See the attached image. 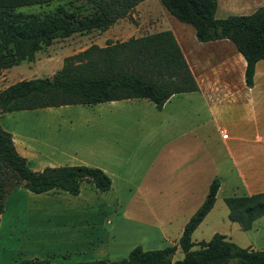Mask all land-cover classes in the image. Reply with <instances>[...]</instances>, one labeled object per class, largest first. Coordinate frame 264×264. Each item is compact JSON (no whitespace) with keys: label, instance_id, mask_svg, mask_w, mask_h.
Returning <instances> with one entry per match:
<instances>
[{"label":"trees","instance_id":"trees-1","mask_svg":"<svg viewBox=\"0 0 264 264\" xmlns=\"http://www.w3.org/2000/svg\"><path fill=\"white\" fill-rule=\"evenodd\" d=\"M52 0H0V70L31 61L36 52L58 38L73 33L104 30L118 19L131 18L142 0H82L90 9L57 6L42 13H22L21 6ZM179 22L193 28L199 42L227 39L245 61L244 82L252 84L254 65L264 60V6L249 14L215 18L217 0H159ZM197 90L196 82L170 30H160L102 46L89 44L67 55L51 76L14 81L0 89V114L63 105H94L101 102L143 98L159 110L173 94ZM82 181L99 192L110 187L109 177L87 165L29 167L15 149L11 134L0 126V214L2 197L15 187L32 193L63 190L74 195ZM218 180L212 179L205 198L184 223L176 246L144 250L134 246L122 259L92 260L66 264H264V250L240 247L225 235L213 233L206 241L193 243L191 233L213 206ZM227 219L242 230L264 216V191L224 198ZM178 248L182 257L172 260ZM15 264H54L47 258H23Z\"/></svg>","mask_w":264,"mask_h":264},{"label":"rangeland","instance_id":"rangeland-1","mask_svg":"<svg viewBox=\"0 0 264 264\" xmlns=\"http://www.w3.org/2000/svg\"><path fill=\"white\" fill-rule=\"evenodd\" d=\"M70 5L82 14L90 11L82 0H52L45 4L21 6L14 11L42 13L57 6L70 9ZM259 6H264V0H217L214 17L249 14ZM131 15L130 19H118L104 30L73 33L55 39L36 52L31 61L1 69L0 89L20 79L51 76L60 68L65 56L89 44L101 46L109 41H121L164 28L178 33L180 24L190 29L186 41L184 37L177 36L180 49L188 56V49L195 40L193 28L171 16L159 0H142ZM192 95L184 94L182 97ZM138 103L126 115L124 110L114 112L105 103L20 110L3 114L0 126L12 132L16 139L23 138L39 153L46 162L44 164L52 160L60 164L72 163L75 162L72 158L82 156H87L86 161L97 164L100 158L96 153L99 151L134 147L139 155L137 162L134 161L137 158L131 159V165L139 174L143 172L146 160L151 159L153 149L162 141L154 137L152 131L164 122L162 114L154 112L150 102ZM35 166L30 163L31 169ZM139 175L132 173L124 178L127 183L119 189L118 197L93 190L90 197H26L32 192L21 187L13 188V192L2 197L0 264H15L20 259L34 257L50 259L54 264L113 261L125 258L134 246L144 250L168 246L169 241L163 239L162 233L175 242L169 246H176L186 216L169 208L161 199L146 201L145 197L138 195L128 197L126 188L137 182ZM83 187L87 188L85 183ZM201 188L202 183L199 184ZM82 192L89 191L85 189ZM226 209V205L219 201L206 220L191 233L192 242L206 241L214 232L229 231ZM241 237L244 238L241 242H245L247 236ZM181 257L182 253L176 248L172 260ZM230 263L237 264L234 259Z\"/></svg>","mask_w":264,"mask_h":264},{"label":"crops","instance_id":"crops-1","mask_svg":"<svg viewBox=\"0 0 264 264\" xmlns=\"http://www.w3.org/2000/svg\"><path fill=\"white\" fill-rule=\"evenodd\" d=\"M161 30H170L176 42L178 35L184 37L185 41L186 37L190 36V29H186L183 24L179 25L178 33L171 28ZM181 52L196 82L197 90L173 94L159 110L152 102L143 98L98 103L107 104L106 106L114 112L122 109L126 115L127 111L140 104L138 102L148 101L152 104L154 112L162 114L164 123L152 131L153 136L161 138L162 141L153 149L152 157L146 160L140 175L131 165V159L139 155V151H135L134 147L129 150L99 151L96 153V157L100 158L97 164L86 161L87 156L72 158L75 162H68L69 164H60L53 160L44 164L46 162H43L39 153L23 138L16 139L15 135L8 131L16 151L26 158L29 167L30 163L36 165L34 170H40L42 165H87L100 168L110 179L109 189L101 193L112 194L113 197H118L119 189L127 183L124 179L126 176H131L132 173L139 175L137 182L126 188V191H129L128 197L138 195L145 197L146 201H166L169 208L184 213L185 222L205 198L211 180L216 178L219 185L213 206L197 227L206 220L219 201L224 203V198L263 192L264 60L255 62L252 84L249 87L244 82L245 61L227 39L207 42L195 39L190 50L188 49V56L183 50ZM184 94L193 95L182 97ZM65 106L69 105L58 108ZM150 109L151 107L149 112ZM7 113L10 112L1 113L0 118ZM222 133H225L226 137H221ZM134 161L137 162L138 158ZM201 176H204L203 179ZM84 183L87 188L83 187ZM90 184L82 181L74 195L63 190H50L31 193L32 195L28 194L26 197H90L91 190L98 191ZM141 185L145 187L141 189ZM85 189L89 192H82ZM228 222L229 231L220 234L240 247L264 250V216L255 219L247 230H242L236 222ZM162 235L164 240L168 239V246L175 244L171 238H165L166 234ZM241 235L247 236L245 242H241L244 240Z\"/></svg>","mask_w":264,"mask_h":264},{"label":"built area","instance_id":"built-area-1","mask_svg":"<svg viewBox=\"0 0 264 264\" xmlns=\"http://www.w3.org/2000/svg\"><path fill=\"white\" fill-rule=\"evenodd\" d=\"M221 137H223V138L226 137V134L225 133H222Z\"/></svg>","mask_w":264,"mask_h":264}]
</instances>
